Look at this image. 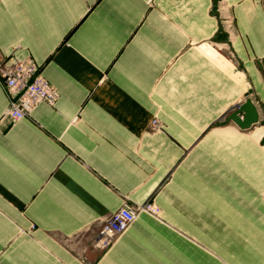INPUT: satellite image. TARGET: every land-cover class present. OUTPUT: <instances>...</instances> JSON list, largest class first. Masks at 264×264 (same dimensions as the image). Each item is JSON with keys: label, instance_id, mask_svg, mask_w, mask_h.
<instances>
[{"label": "crops", "instance_id": "0c3cea01", "mask_svg": "<svg viewBox=\"0 0 264 264\" xmlns=\"http://www.w3.org/2000/svg\"><path fill=\"white\" fill-rule=\"evenodd\" d=\"M0 54L59 93L0 81V264H264V0H0ZM123 201L158 215L96 247Z\"/></svg>", "mask_w": 264, "mask_h": 264}, {"label": "built area", "instance_id": "2783aa9c", "mask_svg": "<svg viewBox=\"0 0 264 264\" xmlns=\"http://www.w3.org/2000/svg\"><path fill=\"white\" fill-rule=\"evenodd\" d=\"M227 27H231L230 16L224 18ZM0 81L7 95V108L4 116L18 120L28 115L30 110L39 103L53 106L59 93L39 72L37 64L31 58L6 62L0 54ZM152 127L158 125L154 118ZM152 203L134 206L123 201L120 207L104 217L97 230L94 245L100 249L108 247L118 235L123 233L141 210L153 212Z\"/></svg>", "mask_w": 264, "mask_h": 264}, {"label": "water", "instance_id": "95a60500", "mask_svg": "<svg viewBox=\"0 0 264 264\" xmlns=\"http://www.w3.org/2000/svg\"><path fill=\"white\" fill-rule=\"evenodd\" d=\"M239 128L247 129L258 121L257 109L250 99L236 105L227 115Z\"/></svg>", "mask_w": 264, "mask_h": 264}, {"label": "rangeland", "instance_id": "374dc122", "mask_svg": "<svg viewBox=\"0 0 264 264\" xmlns=\"http://www.w3.org/2000/svg\"><path fill=\"white\" fill-rule=\"evenodd\" d=\"M262 139H263V141H264V136H263ZM152 205H153V207H154V208H153V212L150 211L149 213H151V214H153V215H158V212H159V211H158V208H157L154 204H152ZM121 234H122V233H121ZM121 234H120V235H121ZM120 235H118V236L116 237V239H117ZM116 239H115V240H116ZM115 240H114V241H115ZM114 241H113V242H114ZM111 245H112V244H110L108 247L104 248L103 250L108 249Z\"/></svg>", "mask_w": 264, "mask_h": 264}]
</instances>
